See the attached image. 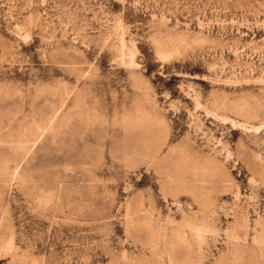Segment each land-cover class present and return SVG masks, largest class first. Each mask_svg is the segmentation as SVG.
<instances>
[{
    "label": "rangeland",
    "instance_id": "374dc122",
    "mask_svg": "<svg viewBox=\"0 0 264 264\" xmlns=\"http://www.w3.org/2000/svg\"><path fill=\"white\" fill-rule=\"evenodd\" d=\"M0 264H264V0H0Z\"/></svg>",
    "mask_w": 264,
    "mask_h": 264
}]
</instances>
